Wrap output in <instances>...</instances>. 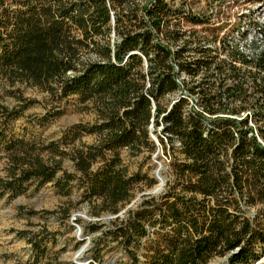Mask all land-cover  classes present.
<instances>
[{
	"label": "trees",
	"instance_id": "obj_1",
	"mask_svg": "<svg viewBox=\"0 0 264 264\" xmlns=\"http://www.w3.org/2000/svg\"><path fill=\"white\" fill-rule=\"evenodd\" d=\"M182 12L167 0L142 6L138 0H0V143L9 121L33 103L4 81L10 88H40L57 101L73 96L92 103L97 122L75 125L72 132L98 141L76 149L72 159L95 214H116L142 180L130 175L119 150L155 152L153 125L169 157L170 179L160 196L118 218L109 235L131 264H207L236 249L229 264L255 263L264 257V48L255 40L225 39L227 57L218 62L208 48L187 53L191 40L181 45L179 30L162 42V28ZM210 21L192 18L194 24ZM253 28L264 42V22L255 20ZM86 49L98 59H82ZM183 71L192 78L188 97L198 98L190 105L182 93L169 105L165 98L182 90ZM202 73L201 81L195 79ZM3 91L19 105L5 104ZM58 114L48 112L42 120ZM24 142L8 146L13 168L0 182V194L21 193L31 180L54 181L68 194L76 177H58L64 151L53 142L44 145L42 151L52 153L45 160ZM98 159L103 164L94 169Z\"/></svg>",
	"mask_w": 264,
	"mask_h": 264
},
{
	"label": "rangeland",
	"instance_id": "obj_2",
	"mask_svg": "<svg viewBox=\"0 0 264 264\" xmlns=\"http://www.w3.org/2000/svg\"><path fill=\"white\" fill-rule=\"evenodd\" d=\"M12 3L13 0H6ZM150 0H138L140 6ZM174 7L180 8L181 14L173 19L170 26L163 27L159 38L162 42L168 43L165 36L172 30H179L184 35L180 44L190 39L187 49L189 54H194L202 48L212 50V55L217 57L218 62L227 57L223 53L224 40L233 37L243 38L244 44L256 41L258 49L264 48V42L255 33L254 21L264 22V2L257 0H167ZM126 10H129V7ZM141 14V8L139 11ZM211 21L204 24H194L192 18H200ZM235 22L241 23L235 25ZM126 23V21H125ZM128 25V24H127ZM236 26L241 29L236 31ZM214 29V32L211 30ZM216 30V31H215ZM114 37L120 36L112 33ZM258 35V36H257ZM232 43V41H231ZM176 50L181 46L171 44ZM248 49V48H247ZM82 59L95 60L98 56L92 49L81 52ZM147 67V62L144 63ZM204 73L195 79L201 81ZM182 90L167 95L165 103L169 105L179 99L182 93L189 98L190 105H195L194 97H188L192 78L186 72L179 76ZM186 82V84H184ZM1 83L6 89L22 91L24 97L33 100V103L25 109L18 117L9 121L5 135L6 141L0 143V182L10 179L12 150L8 146L15 140H23L26 146L32 144L37 148L36 153H41L45 160L52 156L51 150L43 149L44 145L51 142L64 151L63 171L58 172V177L63 178L65 174L74 175L76 178L71 182L68 194L63 193L60 185L56 182H48L40 185L37 180L28 181L24 191L15 194L6 190L0 194V264H131L130 257L119 244L112 239L109 231L115 222L129 216L130 210L137 209L145 200L160 195H146L137 208L130 205L137 201L141 194L146 193L154 187H158L159 180L157 171L163 176L165 184L170 179V161L166 155L163 145L159 140V133L151 128V137L157 144L155 152L144 151L140 154H133L130 149L119 150L124 164L128 167L129 173L138 174L141 181L134 185L132 198L129 202L120 207L118 213L109 211L96 215L93 205L86 200V188L81 187V173L77 170L72 159L75 150L91 145L98 141V136L83 133L75 138L72 128L75 125L94 124L98 120L96 110L92 103L81 104L77 98L70 96L62 101L52 98L48 92L40 88L19 84L10 88L9 84ZM5 88H1L0 91ZM5 104L11 107L18 106L19 101L13 94L1 92ZM60 114L53 116L48 121L42 120L48 112ZM241 113L238 116H242ZM2 128L0 119V129ZM161 127L159 128V131ZM76 133V132H75ZM76 135V134H75ZM103 164V159H98L93 168L97 169ZM151 179L156 182L151 183ZM161 185V186H162ZM125 212L120 216L122 211ZM255 209L252 208L250 216H253ZM116 216L107 219L108 216ZM82 252V253H81ZM141 260H143V257ZM229 261L224 256H215L207 264H222ZM264 264V257L255 263Z\"/></svg>",
	"mask_w": 264,
	"mask_h": 264
},
{
	"label": "water",
	"instance_id": "obj_3",
	"mask_svg": "<svg viewBox=\"0 0 264 264\" xmlns=\"http://www.w3.org/2000/svg\"><path fill=\"white\" fill-rule=\"evenodd\" d=\"M136 53H137V52H134L133 54H136ZM146 66H147V65H146ZM175 102H176V101H174L173 104H174ZM161 183H162V184H163V183L165 184V181L163 182V180H162ZM164 191H165V187H164V185L161 186L160 188H158V187H154V188H152L151 190L147 191L146 193L141 194V196L139 197V199H138L137 201H135L134 203H132V205H130V206L133 207V208H137V206L139 205V203H138L139 201L141 202L142 200L147 199V198H145L146 195H153V194L160 195V194H162ZM124 212H125V210L122 211V212L120 213V216H122V214H123ZM116 216H118V215H116ZM116 216H115V215H114V216H108L107 219L110 220V218H113V217H116ZM238 250H239V249H236L235 251H232V252L229 253L228 255L224 256V259L229 260V257H230L232 254L236 253ZM222 264H226V262H223Z\"/></svg>",
	"mask_w": 264,
	"mask_h": 264
},
{
	"label": "bare ground",
	"instance_id": "obj_4",
	"mask_svg": "<svg viewBox=\"0 0 264 264\" xmlns=\"http://www.w3.org/2000/svg\"><path fill=\"white\" fill-rule=\"evenodd\" d=\"M157 178H158V180H159L158 188H160L161 185H162L161 181L164 180V176H163V174H162L159 170L157 171ZM162 186H163V185H162ZM81 253H82V252H81Z\"/></svg>",
	"mask_w": 264,
	"mask_h": 264
}]
</instances>
